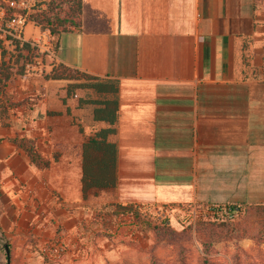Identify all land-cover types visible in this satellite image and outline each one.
<instances>
[{
	"label": "crops",
	"instance_id": "1",
	"mask_svg": "<svg viewBox=\"0 0 264 264\" xmlns=\"http://www.w3.org/2000/svg\"><path fill=\"white\" fill-rule=\"evenodd\" d=\"M56 45L46 57L117 92L67 95L79 81L45 78L52 64L7 81L17 105L0 119V204L28 208L35 238L60 234L67 254L81 219L112 205L264 204V0H81L80 31ZM87 99L117 100V160L115 186L83 197L82 143L109 127ZM13 136L34 139L49 166Z\"/></svg>",
	"mask_w": 264,
	"mask_h": 264
},
{
	"label": "rangeland",
	"instance_id": "2",
	"mask_svg": "<svg viewBox=\"0 0 264 264\" xmlns=\"http://www.w3.org/2000/svg\"><path fill=\"white\" fill-rule=\"evenodd\" d=\"M30 30L29 25L27 31ZM34 36L38 37L37 34ZM48 39L50 48H54L53 38L49 36ZM17 54L18 52L11 51L9 46L5 48L2 52L4 63L14 62ZM22 62L23 60H19L18 65H22ZM25 63H32L34 69L45 74L47 64H54V61L51 56L48 58L45 54L39 53L38 58L23 63L24 71ZM9 99L11 100L10 97ZM8 105V98L0 96L2 122L8 118L11 109ZM15 107L14 104L12 108ZM2 206L0 204V264L7 262L4 243H7L9 248V264H35L32 259L39 257L42 258L41 264H64L62 261L64 254L52 260L40 252V247L45 241H42V235L37 238L33 236L31 211L28 208L16 211L17 207L8 204L5 210H2ZM208 206L190 204L178 207L150 204L138 206L137 208L146 211L154 219L152 221L166 219L172 229L178 233L174 240L162 241H157L151 231L136 226L132 215L113 216L109 213L113 206L106 209L99 208L90 220L84 217L81 219L80 235L83 239L80 242L78 239L75 242L72 240L75 245L67 254L72 261L71 264H264V242L250 238L214 241L208 252L202 250L201 243L193 233L194 224L198 221L216 222L224 218L223 213L221 216L212 215L210 210L206 209ZM160 207L162 213L158 211ZM240 216L241 214H237L233 220ZM251 225L254 224H248ZM61 237L57 234L54 239L61 240Z\"/></svg>",
	"mask_w": 264,
	"mask_h": 264
},
{
	"label": "trees",
	"instance_id": "3",
	"mask_svg": "<svg viewBox=\"0 0 264 264\" xmlns=\"http://www.w3.org/2000/svg\"><path fill=\"white\" fill-rule=\"evenodd\" d=\"M3 5V0H0ZM5 6V5H4ZM11 10L5 6V16L11 14ZM29 19L41 29H47L54 40V48L62 32L80 31L81 25V0H49L48 7L42 11L29 14ZM18 52L12 63L0 64V96L8 98L11 108L14 103L7 92V81L14 75L24 73L23 63L37 58L39 53L35 48H29L28 44L22 45L24 54L19 53L18 43H15ZM1 46V41H0ZM23 60L22 65L18 61ZM49 79H66L79 81L67 85L66 94L70 95L75 88H89L98 93L115 95L117 82L113 79L99 78L85 73L79 69L65 66L61 63L52 64L49 73L45 74ZM95 104L93 120L105 122L107 128H101L81 146V190L83 197L91 189H104L114 187L116 184V160L117 149L113 142L107 138L114 133L113 125L117 119V100H79V105ZM68 111V110H67ZM1 140V139H0ZM17 148L21 149L40 168H47L50 159L43 157L35 146L32 138L13 136L8 138ZM109 211L111 215H132L135 225L147 231H151L157 241L165 239L174 240L178 233L172 229L168 221H152L146 211L133 205H112ZM226 215L216 222L198 221L194 224L193 233L201 243L202 250L208 252L212 243L238 238H250L258 242H264V204H226ZM237 214H241L233 220ZM248 224H254L248 226ZM254 228V229H252ZM254 230V231H253Z\"/></svg>",
	"mask_w": 264,
	"mask_h": 264
},
{
	"label": "built area",
	"instance_id": "4",
	"mask_svg": "<svg viewBox=\"0 0 264 264\" xmlns=\"http://www.w3.org/2000/svg\"><path fill=\"white\" fill-rule=\"evenodd\" d=\"M3 5L0 4V64L5 60L2 57V52L9 46L11 51H16L15 43H18L20 54H24L22 50L23 44H28L29 48L37 49L38 53L45 54L46 46L50 36L47 29H41L29 19V14L46 9L49 0H3ZM12 12L10 16H5V6ZM31 26V30L27 31V27ZM38 28V37L34 36L33 29ZM26 34L28 35L26 37ZM38 58V57H37ZM32 63H25V71L32 68ZM212 215H226L225 206L209 205L206 208ZM159 213L163 212L161 207ZM223 213V214H222ZM40 252L48 259H56L61 257L66 252V247L61 240H47L40 247Z\"/></svg>",
	"mask_w": 264,
	"mask_h": 264
},
{
	"label": "water",
	"instance_id": "5",
	"mask_svg": "<svg viewBox=\"0 0 264 264\" xmlns=\"http://www.w3.org/2000/svg\"><path fill=\"white\" fill-rule=\"evenodd\" d=\"M3 248H4V252H5V256H6V259H7V262L6 264H9V248H8V244L7 243H4L3 244Z\"/></svg>",
	"mask_w": 264,
	"mask_h": 264
}]
</instances>
